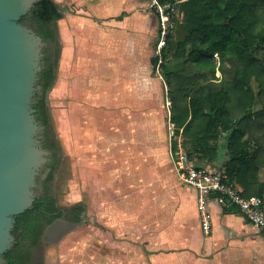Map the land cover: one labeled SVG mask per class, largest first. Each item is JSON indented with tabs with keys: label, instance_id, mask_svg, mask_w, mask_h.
I'll return each instance as SVG.
<instances>
[{
	"label": "crops",
	"instance_id": "crops-1",
	"mask_svg": "<svg viewBox=\"0 0 264 264\" xmlns=\"http://www.w3.org/2000/svg\"><path fill=\"white\" fill-rule=\"evenodd\" d=\"M55 1L72 31L71 65H66L65 74L71 77L66 79V118L75 140H86L82 153L87 165V183L83 182L87 207L95 221H105L104 228L122 237L115 240L117 244L111 238L101 244L106 250L103 259L88 264L121 263L125 240L132 235L146 239L145 251L151 257L162 252L178 254L182 264L189 260V264H264V237L238 211L210 202L206 232L193 188L181 180L174 191L173 150L171 142L167 146L164 141L161 119L166 87L164 91L158 83L150 57L143 51L147 34L154 31L152 17L158 21L152 9L142 10L150 1L121 0L113 7L105 0ZM146 109L149 119L144 123ZM258 175L263 181L264 168ZM160 189L156 207L159 201L171 206L163 213L164 224L156 220L149 235L138 225L143 215L140 202Z\"/></svg>",
	"mask_w": 264,
	"mask_h": 264
},
{
	"label": "trees",
	"instance_id": "trees-1",
	"mask_svg": "<svg viewBox=\"0 0 264 264\" xmlns=\"http://www.w3.org/2000/svg\"><path fill=\"white\" fill-rule=\"evenodd\" d=\"M182 3L187 8L183 36L174 39L168 33L159 53L150 56L152 72L158 71L166 85L170 123L196 165L223 167L244 196H264L258 175L264 168V0ZM63 17L55 0H38L19 19L43 42L35 83L40 90L34 92L32 108L41 126L40 144L50 155L36 178L31 206L14 216L13 241L2 254L3 264H46L42 237L47 227L57 219L78 223L85 211L81 201L58 205L55 194L54 173L62 157L47 91L56 79L57 22ZM159 29L158 20V39ZM46 166L51 170L41 180Z\"/></svg>",
	"mask_w": 264,
	"mask_h": 264
},
{
	"label": "rangeland",
	"instance_id": "rangeland-1",
	"mask_svg": "<svg viewBox=\"0 0 264 264\" xmlns=\"http://www.w3.org/2000/svg\"><path fill=\"white\" fill-rule=\"evenodd\" d=\"M105 1H107L111 7L121 3V0ZM185 4L186 3L178 4L171 16V23L173 27L169 33L174 39L181 38L184 34V20L187 15V8ZM71 9L75 8L71 6ZM151 9L150 3H148V6L145 5L142 8L144 13L146 10ZM153 15L155 14L153 13ZM152 18L154 20V31H149L147 34L146 43H144L143 48V51L146 50L148 58L152 54L158 52V35L156 26L158 21L156 20V17ZM67 23L68 22L65 18H62L57 22L58 29L59 27L61 28V34L59 32L60 56L57 59L58 64L56 79L52 87L47 91V102L52 116L54 129L61 147L62 157L61 164L57 170V177L55 179V194L57 197V203L60 206H69L79 200L84 201L85 211L81 215L82 219L80 222L74 223L62 219L63 223L57 224V227H61V229L56 236L44 238V259L46 264H88V262H92V260H101L103 259V255L106 253V250L103 249L101 244L109 243L110 238L111 242L117 244V241L115 240L122 238L114 235L112 232H109L106 228H104L103 226H106L105 221H95V219H93V214L87 207L88 197L85 185L83 184V182L87 183L85 173L87 172V165H84L86 157L85 155L83 156V153H85V150L87 149L86 140H82L80 143L76 141L77 139L74 138L72 133L70 120L68 117L66 118V115L68 116L66 111L68 104L66 90L68 87V81L71 80V77L70 75L68 76V74H65L67 72L66 65H69V62L71 65L73 48L72 31L68 27ZM63 58H65V60L62 67L60 64L62 62L61 59ZM58 78L60 79L59 82ZM155 78L158 80V83L161 85L163 84L165 91V82L158 71L155 73ZM252 84L256 89V84L254 82ZM165 96L166 94L164 93V103L163 107H161V119L164 121V124H162L164 127L163 135L167 146L169 145V142H171V145L174 144L173 156H175V152L179 149L178 141L180 140L181 142L182 137L175 134L174 130L176 129V125L167 120L168 105L166 100H168V98H165ZM258 106L259 105L256 104L255 108ZM148 111L149 110L147 109L143 111L144 123L149 119ZM170 131H173L172 137L170 136ZM181 147L184 149L182 143ZM174 177L176 182L172 183V185L175 191L177 189V183L181 184V179L176 170L174 171ZM159 194H161V189L159 191L153 190L147 197H144V200L140 202V204H142L141 208L143 215L142 218H139L140 221H138V225H142V228L140 229L142 232L146 231L149 234L151 231V225L153 226L155 223L159 222L161 226V224H164L165 222L163 213L170 208L171 203L159 201L156 207V204L154 203L155 200H161ZM145 200L149 202L148 205L145 204ZM144 205L148 207L146 208ZM132 213L133 211H131V214ZM156 220L158 221L156 222ZM136 229L137 228H135V230ZM128 236L129 235L126 237ZM145 241L146 239L140 237L139 235H132L131 238H126L125 256L122 259V262L117 264H182V262L179 261L180 258L178 254L172 255L170 253L166 254L162 252L156 257H151V252L145 251ZM154 255H156V253ZM204 264L209 263L205 262Z\"/></svg>",
	"mask_w": 264,
	"mask_h": 264
},
{
	"label": "water",
	"instance_id": "water-1",
	"mask_svg": "<svg viewBox=\"0 0 264 264\" xmlns=\"http://www.w3.org/2000/svg\"><path fill=\"white\" fill-rule=\"evenodd\" d=\"M36 1L0 0V264L13 241L14 216L31 206L48 160L32 108L43 42L19 23Z\"/></svg>",
	"mask_w": 264,
	"mask_h": 264
},
{
	"label": "built area",
	"instance_id": "built-area-1",
	"mask_svg": "<svg viewBox=\"0 0 264 264\" xmlns=\"http://www.w3.org/2000/svg\"><path fill=\"white\" fill-rule=\"evenodd\" d=\"M183 1L185 0L165 2L150 0V7L157 13L160 25L157 53L164 44L166 35L173 27L171 23L172 13L177 5ZM216 75L219 77V72ZM170 136H173V131H170ZM178 147L175 156L172 154L175 169L180 179L195 191L196 206L202 228L207 232L210 227L208 207L213 201L221 207L238 211L264 237V196H244L242 189L237 184L228 181L223 167L198 166L182 149L180 140Z\"/></svg>",
	"mask_w": 264,
	"mask_h": 264
},
{
	"label": "flooded vegetation",
	"instance_id": "flooded-vegetation-1",
	"mask_svg": "<svg viewBox=\"0 0 264 264\" xmlns=\"http://www.w3.org/2000/svg\"><path fill=\"white\" fill-rule=\"evenodd\" d=\"M36 90H40V86L39 85H37V86H35V91ZM34 91V92H35ZM33 103V102H32ZM40 127V131H39V133H38V139H41V134H40V132H41V126H39ZM48 155H50V151H48ZM47 155V156H48ZM49 162V159L47 160V163ZM47 169H49V171L46 173V175H44L45 174V172H46V170ZM50 167H48V166H46L45 168H44V170H43V173H42V176H41V180H43V179H45L46 178V176H47V174L50 172ZM58 170V169H57ZM57 172H55L54 173V181H55V174H56ZM61 224L62 222H61V220L60 219H57L56 221H54L52 224H50L48 227H47V229L45 230V232H44V236L43 237H48V235H49V233L52 231V236H56V234L60 231V229H61V227L60 228H58L57 227V224ZM42 237V238H43Z\"/></svg>",
	"mask_w": 264,
	"mask_h": 264
}]
</instances>
